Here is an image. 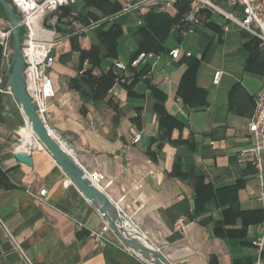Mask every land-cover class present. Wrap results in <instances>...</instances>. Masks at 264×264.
I'll list each match as a JSON object with an SVG mask.
<instances>
[{"label":"crops","instance_id":"1","mask_svg":"<svg viewBox=\"0 0 264 264\" xmlns=\"http://www.w3.org/2000/svg\"><path fill=\"white\" fill-rule=\"evenodd\" d=\"M137 1L76 0L48 15L43 25L58 44L46 125L87 173L106 174L104 191L173 264H254L259 178L240 151L250 143L263 84L260 41L207 9L192 24L186 0L161 14L149 5L127 9ZM219 3L241 16L240 8ZM114 24L118 43L108 39ZM188 29L194 32L182 33ZM140 49L155 56L133 70ZM10 60L0 53L4 74ZM117 61L128 68L114 69L112 81L107 71ZM217 70L223 73L214 84ZM31 132L12 93H0V264H149L114 233L105 246L91 239L104 219ZM17 150L29 153L32 165L17 160ZM201 174L216 190L237 187L236 196L223 190L192 218ZM230 208L243 214L224 222ZM220 225L244 235H218Z\"/></svg>","mask_w":264,"mask_h":264},{"label":"built area","instance_id":"2","mask_svg":"<svg viewBox=\"0 0 264 264\" xmlns=\"http://www.w3.org/2000/svg\"><path fill=\"white\" fill-rule=\"evenodd\" d=\"M11 5L15 7L20 18V27L23 31L21 49L25 60V76L27 93L36 105V112L46 123L49 109L52 101L56 97V89L50 76V68L54 64V50L58 44L54 37V31L44 26L49 14L58 11L61 7L70 6L76 0H10ZM183 0H138L130 4L127 9L149 5L157 12H164L168 9H177ZM188 2L189 16L191 23L197 25L200 23L199 12L207 9L212 13H219L226 19L235 22L239 27L247 30L257 37L260 46L264 51V0H186ZM219 2L228 6L240 8L241 16H235L231 12L222 8ZM193 29L182 30L183 34L193 33ZM0 45L2 46V55L4 59H10L12 53V30L6 20L0 18ZM180 48L170 51L172 58L177 59L180 55ZM192 56L191 52L186 53ZM153 53L141 52L132 62V67L152 58ZM113 69L119 71L127 70V65L117 61L112 65ZM110 68V67H109ZM222 70H217L214 75V84H219ZM11 93L10 87L6 84L4 71H0V93ZM116 96L117 93L115 92ZM256 111L248 124L249 145L240 151V156L244 159H252L259 178L258 200L260 201L263 220L260 223L261 235L252 240V245L256 248V259L254 264H262L264 252V172H263V154H264V78L261 89L255 97ZM142 137L141 132L135 134L132 144L136 145ZM61 142L62 140L59 139ZM63 143V142H62ZM91 181L103 189V184L107 180L105 173L96 171L88 173ZM139 185V184H138ZM104 190V189H103ZM46 189L40 192L44 195ZM130 219L129 213L121 207L118 202L115 203ZM129 207V206H128ZM132 220V219H131ZM113 233L110 226L104 222L96 230H91L89 235L91 239L101 246L108 243L109 235Z\"/></svg>","mask_w":264,"mask_h":264},{"label":"water","instance_id":"3","mask_svg":"<svg viewBox=\"0 0 264 264\" xmlns=\"http://www.w3.org/2000/svg\"><path fill=\"white\" fill-rule=\"evenodd\" d=\"M8 17L13 38V52L5 77L6 84L23 112L36 140L54 158L66 176L77 186L83 195L100 212L117 238L133 253L149 264H173L156 247L138 226L115 204L108 194L96 186L74 155L53 134L36 112V105L26 89L25 60L21 49L20 18L8 0H0ZM19 145L22 141L19 140ZM15 157L20 162L32 165L29 153L17 150Z\"/></svg>","mask_w":264,"mask_h":264},{"label":"trees","instance_id":"4","mask_svg":"<svg viewBox=\"0 0 264 264\" xmlns=\"http://www.w3.org/2000/svg\"><path fill=\"white\" fill-rule=\"evenodd\" d=\"M10 3L11 1L8 0ZM71 6V5H70ZM65 7H68V6H64V7H61L60 9H63ZM15 9V7H14ZM59 9V10H60ZM16 10V9H15ZM155 13L157 14H161L162 12H157L155 11ZM0 14L5 17L7 20H8V17L5 13V10L4 8L0 5ZM201 13H199L200 15ZM164 15V14H162ZM201 16V15H200ZM207 16H208V13H207ZM180 18V17H179ZM178 18V20H179ZM9 21V20H8ZM141 31H144L146 32L147 31V26L145 24L141 25ZM23 33V31L21 30V34ZM120 35H121V30H120V27L117 25V24H114L110 30L108 31V39L110 40V43H118V39L120 38ZM12 45H13V38H12ZM2 52V46L0 45V53ZM141 52H148V50H139L137 52V54L135 55V57L131 60V62L141 53ZM131 62H130V66H131ZM133 70H135V68L133 67L132 68ZM107 74L109 76V78L114 81L115 80V74H114V69L113 67L111 66L108 71H107ZM134 80H136L138 77L137 75L134 76ZM159 111L161 113V115L163 117H166L168 116L166 114V112L164 111L163 108H159ZM236 188L235 186H232V187H228V188H225V189H222V190H216L214 188V186L210 183V182H206L205 180V175L201 174V175H198L195 177V199H196V206H195V209H194V213L192 214V218L196 217L197 215H199L203 210H204V207L207 205V203H209L210 201H216V200H221V197L223 195H219L221 194V192L223 190H227L228 194L231 195L232 197L233 196H236ZM243 214L242 211L238 210H234L233 208H230L228 210L225 211V219H224V222H227L229 220H231L232 218H236V217H239ZM263 220V213H262V216L260 218V223L262 222ZM216 230H217V234L218 235H225V233H228V234H231V235H237L240 234V235H244V232L245 230H242V231H239V230H227V232L224 230V227L223 226H216ZM221 230V231H219ZM241 232V233H240Z\"/></svg>","mask_w":264,"mask_h":264},{"label":"rangeland","instance_id":"5","mask_svg":"<svg viewBox=\"0 0 264 264\" xmlns=\"http://www.w3.org/2000/svg\"><path fill=\"white\" fill-rule=\"evenodd\" d=\"M5 20H6V22L7 23H9V21L5 18V17H3ZM10 24V23H9ZM12 48H13V45H12ZM12 52H13V50H12ZM11 56H12V53H11ZM11 58V57H10Z\"/></svg>","mask_w":264,"mask_h":264},{"label":"bare ground","instance_id":"6","mask_svg":"<svg viewBox=\"0 0 264 264\" xmlns=\"http://www.w3.org/2000/svg\"><path fill=\"white\" fill-rule=\"evenodd\" d=\"M28 129H29V128H28ZM29 130H30V129H29ZM31 133H32V132H31ZM31 136H33V135H31ZM27 139H28V140H30V138H29V136H28V135H27Z\"/></svg>","mask_w":264,"mask_h":264}]
</instances>
